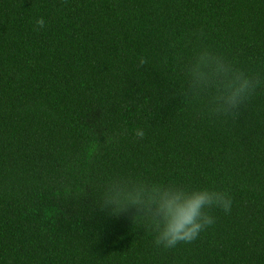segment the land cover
Instances as JSON below:
<instances>
[{"label": "trees", "instance_id": "16d2710c", "mask_svg": "<svg viewBox=\"0 0 264 264\" xmlns=\"http://www.w3.org/2000/svg\"><path fill=\"white\" fill-rule=\"evenodd\" d=\"M197 44L264 74V0H0V264H264V90L204 114L182 91ZM120 173L233 209L163 249L135 209L100 210Z\"/></svg>", "mask_w": 264, "mask_h": 264}, {"label": "clouds", "instance_id": "9594fccd", "mask_svg": "<svg viewBox=\"0 0 264 264\" xmlns=\"http://www.w3.org/2000/svg\"><path fill=\"white\" fill-rule=\"evenodd\" d=\"M36 25L45 27V19H37ZM181 70L184 97L199 104L209 117H236L264 90V74L242 67L204 44L191 49ZM135 135L143 138L145 132L137 129ZM96 194L100 210L110 216L119 217L135 209V218L155 231V244L163 249L195 241L215 224L214 210L230 214L234 204L227 188L156 183L122 173L103 177Z\"/></svg>", "mask_w": 264, "mask_h": 264}]
</instances>
